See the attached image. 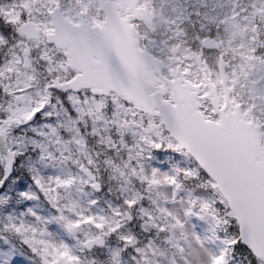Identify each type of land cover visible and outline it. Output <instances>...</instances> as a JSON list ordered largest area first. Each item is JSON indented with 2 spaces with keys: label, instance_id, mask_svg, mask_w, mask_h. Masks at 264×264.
<instances>
[{
  "label": "snow or ice",
  "instance_id": "1",
  "mask_svg": "<svg viewBox=\"0 0 264 264\" xmlns=\"http://www.w3.org/2000/svg\"><path fill=\"white\" fill-rule=\"evenodd\" d=\"M0 264H264V0H0Z\"/></svg>",
  "mask_w": 264,
  "mask_h": 264
}]
</instances>
